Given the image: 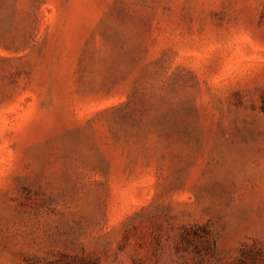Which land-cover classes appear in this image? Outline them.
Returning a JSON list of instances; mask_svg holds the SVG:
<instances>
[{"label":"rangeland","instance_id":"374dc122","mask_svg":"<svg viewBox=\"0 0 264 264\" xmlns=\"http://www.w3.org/2000/svg\"><path fill=\"white\" fill-rule=\"evenodd\" d=\"M0 264H264V0H0Z\"/></svg>","mask_w":264,"mask_h":264}]
</instances>
